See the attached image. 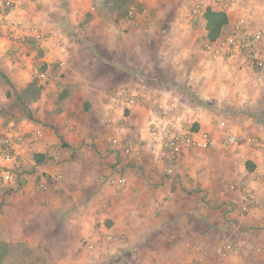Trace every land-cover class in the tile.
Instances as JSON below:
<instances>
[{
	"label": "crops",
	"instance_id": "1",
	"mask_svg": "<svg viewBox=\"0 0 264 264\" xmlns=\"http://www.w3.org/2000/svg\"><path fill=\"white\" fill-rule=\"evenodd\" d=\"M131 3L149 8L150 15L128 19ZM191 3L35 0L19 13L44 37L31 38L16 53L0 27V98L12 83L29 113L25 118L18 112L10 123L43 133L13 162L22 186L0 206V238H9L12 229L25 238L43 231L68 244L105 221L112 232L126 234L125 243L94 252L80 245L78 264H264V176L256 177L264 170V147L246 142L252 136L264 140V39L254 68L242 56H215L205 46L207 19L194 21ZM226 14L220 36L239 17L250 29L264 30V0H239ZM37 66L61 75L65 88L58 97L34 78ZM121 87L154 96L219 139L236 132L243 141L238 154L183 147L174 173H166L167 159L142 107L105 121V93ZM120 137L137 139L139 152L124 153L114 143ZM118 173L128 179L122 199L100 213L99 201L111 191L104 178ZM57 174L64 177L58 184ZM242 178L252 189L246 211ZM57 218L64 224L49 227ZM63 258L66 264L73 260L71 254Z\"/></svg>",
	"mask_w": 264,
	"mask_h": 264
},
{
	"label": "built area",
	"instance_id": "2",
	"mask_svg": "<svg viewBox=\"0 0 264 264\" xmlns=\"http://www.w3.org/2000/svg\"><path fill=\"white\" fill-rule=\"evenodd\" d=\"M35 0H0V23L11 43L10 51L16 53L25 48L31 38L42 41L43 34L40 33L37 25L27 21L19 12L27 10L30 3ZM239 0H192L190 15L194 21H199L205 16L208 9L219 12H228L234 9ZM151 10L142 4L131 3L128 6L127 17L137 20L139 17L150 15ZM264 39L262 28L250 29L243 17L237 18L229 32L218 37L216 40H208L206 49L213 52L215 56L223 58H234L242 56L246 65L254 68L260 59L258 52ZM35 79L47 85L49 94L58 97L65 88L61 75L54 74L49 68L35 67L33 70ZM53 86H50V84ZM104 105L106 108L105 121L111 124L115 121L118 112L124 113L134 107H142L148 114L149 133L159 142L160 149L167 159L166 173L173 174L178 157L183 147L212 149L222 147L235 154L242 145V137L233 131H228L222 139L202 128L195 129L185 115L178 109L159 102L154 96L146 93L135 92L127 87L115 88L105 93ZM123 121V119H120ZM75 125L69 123V129L75 130ZM43 133L40 130L24 132L15 127L14 124L5 123L0 116V202L9 195V189L16 179L13 162L19 154L21 147L35 148L42 140ZM251 147L261 149L264 147V140L258 136H252L246 141ZM126 154H137L140 149L139 142L133 137L114 139ZM245 158L244 155L241 156ZM246 159V158H245ZM264 176V170L258 169L256 177ZM64 179L62 174L54 177L56 184ZM110 185L109 194L102 196L99 201V212L106 213L112 206L114 199H122L124 190L127 187L128 179L123 174H112L104 178ZM242 192L243 210L246 211L251 197L252 189L249 182L242 178L239 183ZM157 207L159 205L157 204ZM140 224L141 218L134 211L129 215ZM105 224L96 222L92 225L88 234L82 237V245L88 251L96 249L109 250L125 243L126 234H116ZM84 264H93L86 261ZM198 264V263H195Z\"/></svg>",
	"mask_w": 264,
	"mask_h": 264
},
{
	"label": "rangeland",
	"instance_id": "3",
	"mask_svg": "<svg viewBox=\"0 0 264 264\" xmlns=\"http://www.w3.org/2000/svg\"><path fill=\"white\" fill-rule=\"evenodd\" d=\"M123 7L121 6L122 9H124ZM0 27L3 28L2 33L7 36L4 27L2 25ZM8 84L10 90H3L2 96L4 98H0V116L5 123H10L18 112L21 117L23 116L26 118L29 115L27 111L28 105L22 98L24 94L21 96L18 94V91L14 88L12 83L8 82ZM15 109H17V113L14 112ZM21 186L22 183L15 179L11 192L5 199L4 203L12 192L17 190V188H21ZM47 223L48 222H45V224ZM63 224V219L57 218L55 222L49 223V227L54 229ZM39 225L40 227H45L42 222L39 223ZM41 233H43V231L40 232V235ZM63 234L64 233L62 232L60 236L62 235L61 237H65V234ZM40 235L35 236V234H33V237L31 238H25V236L18 237L16 236L14 229H12L9 238H0V264H66L67 262L62 260L64 259L63 257L68 254H71L73 259L72 261H69L68 264H78L76 261H78L79 258L82 261L83 254L82 249L80 248L82 242L80 240L78 242L76 238L70 237L68 244H64V242L57 238L58 236H55L54 232H47L43 236Z\"/></svg>",
	"mask_w": 264,
	"mask_h": 264
},
{
	"label": "trees",
	"instance_id": "4",
	"mask_svg": "<svg viewBox=\"0 0 264 264\" xmlns=\"http://www.w3.org/2000/svg\"><path fill=\"white\" fill-rule=\"evenodd\" d=\"M205 17L207 19L206 28L208 30V38L210 40H216L218 37H220L224 25L228 23V16L225 12H219L214 11L212 9H208L205 13ZM35 158L39 162L42 161V159L39 158V155H36ZM248 168L252 169L253 167L248 166ZM11 189L12 188L9 189V194L11 192ZM4 201L0 202V206L4 203Z\"/></svg>",
	"mask_w": 264,
	"mask_h": 264
}]
</instances>
